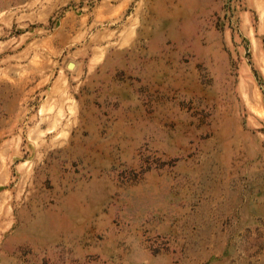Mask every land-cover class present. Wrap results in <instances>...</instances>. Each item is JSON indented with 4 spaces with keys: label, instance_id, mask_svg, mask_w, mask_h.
Masks as SVG:
<instances>
[{
    "label": "rangeland",
    "instance_id": "rangeland-1",
    "mask_svg": "<svg viewBox=\"0 0 264 264\" xmlns=\"http://www.w3.org/2000/svg\"><path fill=\"white\" fill-rule=\"evenodd\" d=\"M0 264H264V0H0Z\"/></svg>",
    "mask_w": 264,
    "mask_h": 264
},
{
    "label": "bare ground",
    "instance_id": "bare-ground-1",
    "mask_svg": "<svg viewBox=\"0 0 264 264\" xmlns=\"http://www.w3.org/2000/svg\"><path fill=\"white\" fill-rule=\"evenodd\" d=\"M71 68H73V65H72V67Z\"/></svg>",
    "mask_w": 264,
    "mask_h": 264
},
{
    "label": "water",
    "instance_id": "water-1",
    "mask_svg": "<svg viewBox=\"0 0 264 264\" xmlns=\"http://www.w3.org/2000/svg\"><path fill=\"white\" fill-rule=\"evenodd\" d=\"M70 67H72V65H70Z\"/></svg>",
    "mask_w": 264,
    "mask_h": 264
}]
</instances>
